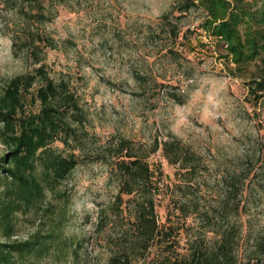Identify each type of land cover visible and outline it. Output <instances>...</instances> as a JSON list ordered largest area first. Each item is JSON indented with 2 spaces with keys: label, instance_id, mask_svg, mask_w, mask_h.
Segmentation results:
<instances>
[{
  "label": "rangeland",
  "instance_id": "obj_1",
  "mask_svg": "<svg viewBox=\"0 0 264 264\" xmlns=\"http://www.w3.org/2000/svg\"><path fill=\"white\" fill-rule=\"evenodd\" d=\"M225 1L228 11L217 23L245 12L241 34L264 33L259 0ZM187 3L0 0V89L43 65L55 82L66 84L82 114L66 112L73 137L52 145L79 163L54 192L47 191L54 211H68L65 231L82 246L78 258L47 257L39 264H108L115 245L106 238L119 242L130 235L129 211L113 214L108 233L95 228L103 210L115 211L109 206L117 193L112 166L124 142L128 150L162 164L161 217L166 208L180 226L175 208L184 203L191 212L190 233L203 235L206 213L216 210L234 182L238 193L223 219L212 217L211 226H240L242 260L255 253L256 239L264 241V93L259 98L249 87L261 76L264 52L237 67L228 43L209 25V12L182 11ZM36 88L24 92L29 112L40 108ZM156 143L160 149L153 152ZM173 144L182 148L177 163L163 156ZM5 150L0 141V156ZM191 198L200 202L197 209ZM44 219L37 210L19 214L17 237L26 238Z\"/></svg>",
  "mask_w": 264,
  "mask_h": 264
},
{
  "label": "trees",
  "instance_id": "obj_2",
  "mask_svg": "<svg viewBox=\"0 0 264 264\" xmlns=\"http://www.w3.org/2000/svg\"><path fill=\"white\" fill-rule=\"evenodd\" d=\"M259 1V20L264 24V0ZM229 5L225 0H188L181 9L187 11L199 7L208 11L211 18L207 20L213 32L228 43L237 67H241L264 52V33L259 36L249 32L245 36L241 34L239 23L245 22V12L242 15L232 12L227 20L217 23L221 15L227 13ZM261 61V76L249 84L251 93L259 98L264 93V55ZM43 67L14 77L0 89V141L6 148L0 156V264H39L47 257L68 261L71 257L78 258L82 246L77 237L65 231L68 211L63 208L54 211L52 204L47 203V191L54 192L79 163L75 155L64 156L52 145L57 139L68 143L73 137L74 130L66 112L75 110L78 118L82 114L77 111L78 103L67 92L66 84L55 82ZM35 84L34 101H39L40 108L37 112H29L24 92ZM125 143L112 166L117 193L109 206L115 211L111 214L107 209L103 210L95 227L97 233H108L107 230L115 225L113 214L123 215L129 211L130 235L126 240L116 242L110 236L106 238V242L115 245L108 264H264V254H257L259 251L264 253L262 239L255 238V253L242 260L240 226L228 221L226 225L222 222L218 227L211 226L213 216L218 220L217 215L223 219L227 214L230 198L239 191L236 183L232 182L225 190L216 210L206 213L207 219H203V223L207 226L203 235L190 233L191 212L184 203L175 208L182 215L180 226L173 222L166 208L164 217L159 214L162 196L158 179L164 174L162 164L155 165L150 162L149 155L140 156L128 150ZM158 149L160 145L156 143L153 152ZM167 150L162 151L169 163L182 160L180 145L173 144ZM127 201L130 204H126ZM66 202L69 203V197ZM190 203L195 209L200 205L194 198ZM45 204L48 206L43 208ZM33 210L40 211L46 219L37 222L26 238L15 237L18 215H27ZM232 212L238 213L237 205L232 207ZM183 240H186L184 246Z\"/></svg>",
  "mask_w": 264,
  "mask_h": 264
},
{
  "label": "built area",
  "instance_id": "obj_3",
  "mask_svg": "<svg viewBox=\"0 0 264 264\" xmlns=\"http://www.w3.org/2000/svg\"><path fill=\"white\" fill-rule=\"evenodd\" d=\"M15 237H17V236H15Z\"/></svg>",
  "mask_w": 264,
  "mask_h": 264
}]
</instances>
